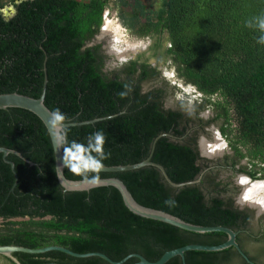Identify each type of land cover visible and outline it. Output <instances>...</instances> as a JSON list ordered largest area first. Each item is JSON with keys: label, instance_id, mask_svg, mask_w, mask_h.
Here are the masks:
<instances>
[{"label": "trees", "instance_id": "trees-1", "mask_svg": "<svg viewBox=\"0 0 264 264\" xmlns=\"http://www.w3.org/2000/svg\"><path fill=\"white\" fill-rule=\"evenodd\" d=\"M10 13L5 14L4 9ZM110 8L137 38L167 34L164 54L176 78L191 85L200 99L192 112L164 107L166 89L161 71L147 60H129L112 76L104 72L107 55L100 44L89 45ZM264 17V0H0V93L39 97L47 76L44 103L66 120L92 123L67 127L68 140L87 143L102 131L103 165L139 162L162 132L151 160L161 164L173 182L200 177L199 182L173 187L153 166L98 177L123 180L140 204L160 209L187 222L223 225L238 231L245 246L249 233L264 254V214L235 204L238 187L218 178L219 170L264 179V32L255 18ZM248 21L253 26L248 27ZM165 83V82H162ZM126 92L123 98L118 94ZM208 108L210 120L199 114ZM220 120L219 131L231 154L216 161L201 157L198 136ZM0 146L15 149L33 161L8 154L17 173L0 153V245H60L76 252L99 251L113 260L138 253L149 260L189 243L219 244L223 232L196 233L135 215L113 186L65 191L57 180L54 154L42 121L22 108L0 109ZM245 160L246 165H241ZM70 179H84L64 168ZM92 178L93 173H89ZM175 201L169 206L165 201ZM254 223L257 225L255 226ZM21 264H111L97 256L77 258L60 251L15 252ZM185 264H248L233 247L221 251L190 250ZM10 264H14L8 258ZM130 258L122 264H131ZM165 264H182L175 256Z\"/></svg>", "mask_w": 264, "mask_h": 264}, {"label": "water", "instance_id": "water-1", "mask_svg": "<svg viewBox=\"0 0 264 264\" xmlns=\"http://www.w3.org/2000/svg\"><path fill=\"white\" fill-rule=\"evenodd\" d=\"M10 10L11 9H9V8L4 9V13L9 14ZM104 21H105V11L103 14V21H102L101 28L104 25ZM94 44H99V43H94ZM94 44H89V45H94ZM46 84H47V76L45 73L43 85H42V90H41L39 97H31V96L21 94L18 92L0 93V109H6V108H11V107L22 108V109H25V110L32 112L42 121V123L44 124V126L48 132V135H49V138L51 141L53 154H54L56 177H57L58 182L60 183V185L62 186V188L65 191H85V190H90L91 188L99 187V186H113L114 188H116L119 191V193L122 197V200L124 202V205L128 208L129 211H131L135 215H138V216L143 217V218L161 221V222L173 225L175 227H178V228H181V229H184L187 231H191V232H196V233L223 232L226 234V239L219 244L189 243V244H186V245L165 251L156 260H149V259L145 258L144 256H142L141 254H138V253H130V254L124 256L123 258H121L119 260H113L110 257H108L106 254L99 252V251L76 252V251H73L67 247L60 246V245H47V246H43V247L33 248V247H26V246L15 245V244H2V245H0V264H10L4 258H8L14 264H21V262L14 256L15 252H23V253H29V254H40V253H45V252L53 251V250L66 253L70 256L77 257V258L97 256V257L102 258L111 264H122L130 258H136L137 259L136 261H134L131 264H165L167 261H169L171 258H173L175 256H179L181 259V263L185 264L184 253L186 251H190V250L221 251V250L229 248V247H233L237 251V253L246 262L252 263V261L248 258L246 253L243 251V249L239 246L238 242L236 241V235H237L238 231H234L233 229L226 227V226H223V225H199V224L190 223V222H187V221H185V220H183V219H181V218H179L173 214H170L166 211L140 204L132 196L131 192L128 190V188L125 185V183L123 182V180H121L120 178L115 177V176L98 177L96 183H89L85 179L67 178L64 174L65 166L62 164V160H61L63 150L56 148L55 142H54V140L50 134V131H49V128L47 125V121L50 119V115H51L52 110L44 103ZM95 120L96 119L85 120V121L67 120V121H64V124L67 128L70 126L92 123ZM203 120H209V119H203ZM209 127H210V125L205 127V129L202 130L203 132H201L199 134V136H205V137L209 138V133H210ZM161 137L176 138V136H174L170 132H162V133L158 134L153 139V141L151 143L149 155L145 159H143L139 162L131 163V164L103 165L102 169L99 172H119V171L139 169V168L144 167V166H153V167H156L160 171V173L162 174V176L166 180V182L173 187H182L184 185H189V184H194V183L199 182L200 177H198L195 180H191V181L173 182L168 177L164 167L161 164L151 160L152 153H153V150L155 147V143ZM0 153L2 154V158H3L4 162H6L10 166V169L13 173V176H14V182L12 185V188H13L17 182V173L14 169V162L9 160L7 158V155L13 154V155L21 158L22 160H24L29 165H34L35 163L33 161L29 160L28 158H26L25 156H23L21 152L15 150V149L0 146ZM200 156L207 158L209 160L211 158V157H207V156L203 155L202 153L200 154ZM212 161H216V160H212ZM237 174H243V173H237ZM234 176H235V174L233 175L231 172H229L227 170H219L218 171V178L222 181H225V182L231 181L233 183V177ZM245 176H247V175H245ZM247 178L249 180H252L249 176H247ZM233 185H234V183H233ZM238 207L244 208L242 206H238ZM248 208L254 210L255 218H257L261 215L260 213L262 212V210L256 209L254 206H251V205ZM254 225L257 226L255 223H254ZM247 246H248V249L250 251H252V247H250L249 245H247ZM261 256L264 258V254ZM43 264H59V263H57L55 261H49V262H46Z\"/></svg>", "mask_w": 264, "mask_h": 264}, {"label": "rangeland", "instance_id": "rangeland-1", "mask_svg": "<svg viewBox=\"0 0 264 264\" xmlns=\"http://www.w3.org/2000/svg\"><path fill=\"white\" fill-rule=\"evenodd\" d=\"M154 6H157L158 0H152ZM106 24L99 30L89 44L99 43L107 59L104 65V72L107 75H114L123 64L129 60L139 59L148 60L155 65L161 71L162 81H152L149 84H145L144 88H151L162 85L166 89V96L164 100V107L174 110H183L185 112H192L195 104L200 99V94L197 93L195 88L191 85L184 84L180 79L176 78L174 70L169 66V60L163 54V48L168 46L167 34H164L163 42L161 46L155 47V36L146 38H137L131 35L128 30L121 24L117 17V12L110 8L105 10ZM165 82V83H162ZM200 117L203 119H211L214 117V113L211 109L205 108L201 110ZM220 120L210 124L209 138L205 136H198L197 149L201 154L200 141L204 137L208 140L213 139L214 131L216 130L221 140L224 142V148L221 155L210 158V160H218L226 154H231L228 148L227 142L222 137L219 131ZM241 165H246V161L242 160ZM240 175L235 174L233 177V183L238 187V193L235 197V204L242 207H249L250 205L245 202H241L240 192L242 187L237 184V179ZM264 180V179H259ZM257 181V180H252ZM244 203V204H243ZM264 214V211L260 213ZM1 226V223H0Z\"/></svg>", "mask_w": 264, "mask_h": 264}, {"label": "clouds", "instance_id": "clouds-1", "mask_svg": "<svg viewBox=\"0 0 264 264\" xmlns=\"http://www.w3.org/2000/svg\"><path fill=\"white\" fill-rule=\"evenodd\" d=\"M17 3H23V0H17ZM256 26L261 32H264V17L255 18ZM248 27L253 26V21L246 22ZM258 43L264 44V35H261ZM122 98L127 95L126 92L118 94ZM66 120L65 114L59 109L51 112L47 125L50 134L55 142L57 149H62V164L68 168L73 174L82 176L89 183H96L98 173L103 167V160L108 159L110 153H105L103 145L105 137L102 131L90 133L86 138L87 143H80L75 140H68V130L64 124ZM89 173L96 174L91 179ZM252 185L256 188V198L251 199L248 195H242L241 200L245 203H254L264 208V180L252 181ZM247 191V189H245ZM247 197V198H246ZM169 206H173L175 201H165Z\"/></svg>", "mask_w": 264, "mask_h": 264}, {"label": "bare ground", "instance_id": "bare-ground-1", "mask_svg": "<svg viewBox=\"0 0 264 264\" xmlns=\"http://www.w3.org/2000/svg\"><path fill=\"white\" fill-rule=\"evenodd\" d=\"M106 23L107 21L104 22V24ZM224 145L225 144L221 140L219 133L215 130L212 140H208L204 137L201 139L200 141L201 153L207 157H211V158L217 157L218 155H221V153L223 152ZM242 181L244 182L242 183ZM251 182L252 180H249L245 175H240L238 177L237 184L242 187V190L240 192V199L242 195H248L251 199L256 198V188L254 185L251 184ZM245 189H247V191H245ZM241 202L243 201L241 200ZM248 204L254 206L256 209L264 211V208H261L257 204L251 202H249Z\"/></svg>", "mask_w": 264, "mask_h": 264}, {"label": "flooded vegetation", "instance_id": "flooded-vegetation-1", "mask_svg": "<svg viewBox=\"0 0 264 264\" xmlns=\"http://www.w3.org/2000/svg\"><path fill=\"white\" fill-rule=\"evenodd\" d=\"M164 34L165 33H163V34H161L159 36L158 35H154L156 37L155 47H158V46H161L162 45L163 38H164ZM164 50H165V47L163 48V54H164ZM164 56H165V54H164ZM147 62H149V61L147 60ZM150 64H152V63H150ZM153 66H155V65H153ZM199 116H200V114H199ZM246 233L247 234H250V237H248V240H250V241L248 243H246V245H244V246H245V249L247 251L246 255L252 261V263H248V262L247 263L248 264H264V258L261 255H259V252L257 251L258 249L261 248V244L255 243L254 240H253V239L259 237L260 235L255 234V233H249L248 231H246ZM247 245H249L250 247H252V251H250L248 249V246Z\"/></svg>", "mask_w": 264, "mask_h": 264}, {"label": "snow or ice", "instance_id": "snow-or-ice-1", "mask_svg": "<svg viewBox=\"0 0 264 264\" xmlns=\"http://www.w3.org/2000/svg\"><path fill=\"white\" fill-rule=\"evenodd\" d=\"M244 181H242V183H243ZM247 198V197H246Z\"/></svg>", "mask_w": 264, "mask_h": 264}]
</instances>
